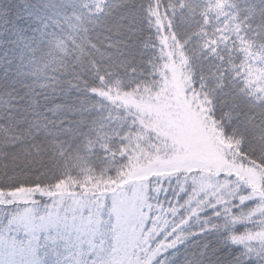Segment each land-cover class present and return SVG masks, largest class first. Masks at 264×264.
<instances>
[{"label":"trees","instance_id":"16d2710c","mask_svg":"<svg viewBox=\"0 0 264 264\" xmlns=\"http://www.w3.org/2000/svg\"><path fill=\"white\" fill-rule=\"evenodd\" d=\"M165 35L181 45L191 89L225 144L264 185V0H0V194L98 198L118 188L140 145L151 149L153 136L126 101L159 89ZM201 176L143 179L144 213L179 210L171 234L154 237L145 256L264 264V245L240 241L264 221L255 203L189 214L186 198Z\"/></svg>","mask_w":264,"mask_h":264},{"label":"rangeland","instance_id":"374dc122","mask_svg":"<svg viewBox=\"0 0 264 264\" xmlns=\"http://www.w3.org/2000/svg\"><path fill=\"white\" fill-rule=\"evenodd\" d=\"M162 51L157 92L126 101L140 114L145 136H153L151 149L140 145L132 171L98 198L66 191H56L52 200L37 199L34 191L0 194V264H152L153 256L145 255L154 237L171 234L168 219L179 210L144 213L150 201L143 179L151 174H208L193 179L189 214L225 203L253 202L264 210L261 172L233 155L208 118L209 107L191 89L188 61L174 35H165ZM260 227L240 241L264 245V221Z\"/></svg>","mask_w":264,"mask_h":264}]
</instances>
